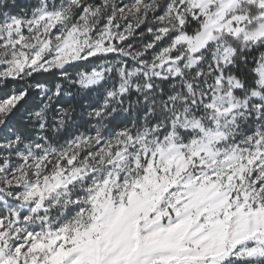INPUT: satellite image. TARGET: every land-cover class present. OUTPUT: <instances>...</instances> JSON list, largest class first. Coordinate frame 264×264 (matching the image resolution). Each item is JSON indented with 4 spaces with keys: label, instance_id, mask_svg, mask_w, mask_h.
Segmentation results:
<instances>
[{
    "label": "snow or ice",
    "instance_id": "obj_1",
    "mask_svg": "<svg viewBox=\"0 0 264 264\" xmlns=\"http://www.w3.org/2000/svg\"><path fill=\"white\" fill-rule=\"evenodd\" d=\"M0 264H264V0H0Z\"/></svg>",
    "mask_w": 264,
    "mask_h": 264
}]
</instances>
